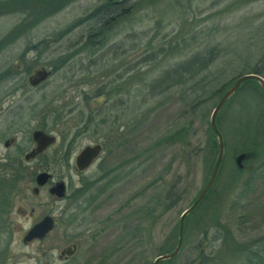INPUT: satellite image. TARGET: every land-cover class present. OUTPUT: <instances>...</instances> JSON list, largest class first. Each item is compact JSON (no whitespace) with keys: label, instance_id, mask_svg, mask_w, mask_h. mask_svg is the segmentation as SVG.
<instances>
[{"label":"rangeland","instance_id":"rangeland-1","mask_svg":"<svg viewBox=\"0 0 264 264\" xmlns=\"http://www.w3.org/2000/svg\"><path fill=\"white\" fill-rule=\"evenodd\" d=\"M104 1L75 0L41 21L0 54V72L19 67L18 55L25 47L44 39L49 47L40 49V55L39 51H33L27 56V63L37 61L33 69L43 66L52 70L60 57L74 54L42 87L30 93V125L36 129L45 122V126L51 128L57 113H61L58 122L62 121L63 125L53 132L60 136L64 126L69 128L65 136L68 140L91 113L95 120L76 143L71 153L74 156L83 145L93 142L97 136H105L114 119L119 125H125L127 135L125 153L118 156L117 162L128 159V166L119 168L111 192L106 191L110 179L104 180L103 172L97 173L95 169L86 174L84 180L92 182L85 195L87 201L80 207L66 210L74 218L68 234L82 235L77 258L71 264H94L97 257L99 264L110 258H113L111 264H152L167 234L176 227L180 214L202 190L212 171L210 163L214 158L208 159L207 152L212 140L209 121L223 93L209 100L206 98L214 90L232 84L234 78L241 75L243 63L252 69L264 61V0H131L124 5L125 9L135 7L130 18L116 24L105 46L93 55L82 49L90 28L86 23L58 42H52L55 35ZM21 19L20 14L0 17V39ZM187 43L190 45L186 48ZM177 44L179 51H171L170 47ZM227 45L235 47L238 53L231 54L228 61L222 57L206 71L221 77L202 96L196 116L190 111L191 93L187 92L184 98L179 96L189 84L161 95H155L151 87H147L167 70L190 59L195 52H205L212 47L224 49ZM159 48L168 52L158 54ZM262 65L264 71V62ZM25 68L26 64L23 73L19 72L22 79L26 76ZM135 76L137 80H132ZM106 83L112 84L116 95L109 99L106 87L100 97L85 100V96L90 97L94 89H102ZM246 89L237 91L220 112L219 131L225 145L219 176L213 186L214 195L204 210L191 218V223L200 217L203 222L189 227L181 254L170 264L191 263L198 254L195 248L205 240L208 241L205 256L214 251L211 257H216L209 264H242L224 253L222 242L213 240L214 231H209L207 239L204 238L203 229L210 227L209 208L220 215L221 222L231 229L238 242L264 237V157L247 159L241 173H237L235 164L236 150L254 146V150H263L264 100ZM102 119L105 122L102 123ZM189 123L191 127L183 138L173 143L161 142L166 135L186 128ZM57 150L63 153L61 139L48 156L58 154ZM113 164H104L103 171ZM50 169L56 177H64L66 183L72 181L73 189L79 185V180L72 175L70 178L66 169L53 166ZM169 193L173 199L175 196L180 199L174 208L164 211L167 206L164 198ZM39 201H50L45 191L38 199H33L34 203ZM63 208V204H57L55 208L49 205L48 209H39L38 215L52 212L55 216L58 225L53 237L43 244L26 247L22 245L21 236H13L10 252L13 256L8 258L7 254L4 264L47 261L50 254L46 244L61 245L56 238L64 233L61 227L67 218L63 214L60 216ZM145 209L156 211L150 217ZM75 213H79L77 217H73ZM29 222L23 227H28ZM93 232L98 233V241L91 239ZM122 237L129 244L124 249L116 247L122 243ZM8 240L9 236L0 235L2 254L7 250Z\"/></svg>","mask_w":264,"mask_h":264},{"label":"flooded vegetation","instance_id":"flooded-vegetation-1","mask_svg":"<svg viewBox=\"0 0 264 264\" xmlns=\"http://www.w3.org/2000/svg\"><path fill=\"white\" fill-rule=\"evenodd\" d=\"M31 54L32 52H28L25 55L24 61L18 60L20 63L19 67H12V69L8 68L0 72V76L2 75L0 78V235L9 236L8 243L6 244L7 250L4 251L5 254L0 252V264L5 263L4 259L7 254L9 255L8 258L13 256H10L13 236H21L22 245L26 247H31L34 244H43L51 240L54 232L57 230L56 226L58 225L55 216L51 214L52 212L38 215L39 213H37V211L42 209V207L48 209L49 205L51 208H55L57 204L64 205L60 216L63 214V216L65 215L67 218L64 220V224L61 227L64 232L63 236L61 238H56L58 242H61V245L56 246L53 243L46 244L47 253L50 254L49 259L40 264H57L56 262H58V264H71L77 258L82 235L78 234L72 236L68 234L72 225L71 221L74 218L68 215L67 211L71 209V207L76 208L78 205L80 207L87 201L86 199L88 197L85 198V195L88 190L85 184H91L92 182H87L84 179L86 174L92 170L96 169L97 173L103 172L104 180L107 179V181H109L108 179H110L106 191L108 189L111 192L116 184V182H114V177L118 174L119 168L123 169V167L128 166V159L126 161V159L122 158L120 163L117 162L118 156L125 153L127 135L125 132V125H119V123L113 119L110 131H108L105 136H97L93 142L83 145L73 156L71 153L76 143L83 138V134L86 133L91 126L89 127L83 122L82 125L76 127L74 135L68 140L65 136L67 135L66 130L69 128L64 126L63 133L58 130L60 131V136L53 132L57 126L62 127L63 125V122H58L56 118L51 128L46 127V123L43 122L42 126L34 129L33 126L30 125L32 108V94L30 93L42 87L52 76L53 72L50 70L51 75L45 82L35 87L31 86L28 83V79L37 70L33 69V62L27 63L26 61L27 56ZM25 64L26 68L24 75L26 76L22 79L20 76L23 75H20L19 72L23 73ZM27 67L30 68L29 71ZM35 131H41L54 137L55 142L33 158H29V155L36 148V143L33 141V134ZM96 135L97 133L95 132L94 136ZM58 139H61V143L64 145V150H62L63 153L57 150L58 154L55 152L50 158L48 153L54 148ZM88 145H99L101 146V151L88 168L76 172L75 157ZM60 154L62 155L60 156ZM112 162L114 164L109 165V168H106L104 172V164H111ZM52 166L59 168V170L66 169L70 178L71 175L76 177L77 180H79V185L76 189L72 188V181L66 183L64 177H56L52 172L54 170L50 169ZM41 173H47L48 178L44 184L37 186L36 178ZM58 183H63L65 185V194L63 198H58L56 194L50 192ZM43 191L48 194L50 201H39L34 203L33 199H38ZM96 198L94 201H97L99 196ZM78 214L79 213H75L73 216L77 217ZM34 217H36V222H34ZM45 217H51L53 219V228L41 240L32 239L24 242V238L33 226ZM18 220L21 221L20 224ZM28 220L30 221L29 226L23 227V224ZM93 233L91 234V239L98 241V233ZM128 245L127 239L122 237V243H119L116 247L124 249ZM74 246L76 247L74 249L75 252L73 251ZM68 248L72 249V253L68 254L65 252L62 254V252ZM112 261L113 258H110V260L107 259V261H103L101 264H111ZM94 264H99L98 257L94 259Z\"/></svg>","mask_w":264,"mask_h":264},{"label":"trees","instance_id":"trees-1","mask_svg":"<svg viewBox=\"0 0 264 264\" xmlns=\"http://www.w3.org/2000/svg\"><path fill=\"white\" fill-rule=\"evenodd\" d=\"M73 1L75 0H0V17L15 15V14H20L22 16L21 21L14 28H12L3 38L0 39V54L3 51H5L10 45L16 42V40H18L19 38L29 33L31 30H33L41 21L51 17L52 15H55L57 12L68 6ZM129 1L131 0H123L122 2H120L119 0H105L103 3L96 6L89 14L77 19L71 25H69L64 30H62L58 35H55V37L52 39V42H58L73 29L86 23L90 26V28L88 31V35L86 36V41L82 45L83 46L82 49L84 48L90 55H93L94 53L97 52L98 49L103 48L105 46V41H107L110 30L116 24L120 22H124L128 18H130L131 12L134 11L135 7L125 9L124 5ZM137 5L138 4H135V6ZM35 17L37 19H34ZM193 39L196 41V37H193ZM189 45L190 44L187 43L185 47L187 48L189 47ZM147 46L149 48L150 45ZM48 47H49V42L46 39L36 44L28 45L25 47L22 53L18 55V60L24 61L25 55L28 52L39 51L38 54L40 55L41 54L40 49L45 50ZM178 47H180L179 44L170 48L171 51L174 50L177 52L179 51ZM236 51L237 49H235V47L227 45V47H225L224 49H218L217 47H212L210 49L207 48V51L205 52H201V51L195 52L190 59H187L181 62L180 64H178L176 67L167 70L157 81L149 84L147 87H151L152 93L155 92V95H161V94L169 93L171 89L174 87H185L189 84V88L183 89L182 90L183 93H181L179 96L180 98H184L182 96H185L187 92L191 93L192 103H191L190 111L192 114L196 116L198 111V106L202 104L200 103L202 96H204L206 92L208 93L210 88L215 86L214 84L215 81L218 80V77H221V76H214L210 72L206 73V71L209 70V68L212 65H214L219 59L222 60V57L226 61L230 60L229 56H231V54L235 55L236 53H238ZM166 52H168L167 49H163V48H159L157 50L158 54L160 53L165 54ZM76 53H79V51H76ZM73 55L74 54H68L66 56L60 57L57 63H55L52 66V72H56L60 68L65 66ZM154 55L155 54H153L152 56ZM263 62L264 61L259 62L252 69H249V67H246L247 66L246 63H243L242 64L243 71L240 74L243 75L245 73H254L264 78V71L262 67ZM36 64L37 61L33 63V66H35ZM27 68L29 71L30 68L29 67ZM1 77L2 75L0 76V78ZM134 78L135 79L132 80H137L136 76ZM235 79L236 78H234V80ZM111 85L112 84L110 83H106L105 86L102 85L103 86L102 89H97V90L94 89V91L91 92L90 97L89 96L84 97L85 100H88L89 98H93V97H100L102 94H104L102 90H105L107 88H109L108 95L110 99V96L116 95V92L113 90V86ZM229 85L231 84H228L227 86L224 85V88H229L230 87ZM243 88H248L246 90H250L253 94L255 93L254 95L257 94L258 96H260V98L264 100V95L261 92L260 86L257 82L252 80L246 81L241 85L238 91L243 90ZM223 89L214 90L213 93L209 95L210 97H207L206 99L209 100L215 97H219L221 93H224L223 91H225V89L224 90ZM204 103H206V101ZM220 112L218 113L216 119L217 127L219 130H220L219 127ZM57 114L58 115H56V120L58 121L61 119L62 114L61 113H57ZM94 120L95 119L93 115L89 113L88 116L86 117V125L90 127V125L93 123ZM101 122L103 123L105 122V120L102 119ZM262 122L263 121H261V123ZM191 124L189 123L186 128L183 127L179 130H176V132L169 133L163 138L161 142L173 143L178 138L180 140L181 138H183V135L187 134L188 132L187 130H189ZM241 134L243 135V133ZM211 136H212V140L211 143H209V149L207 150V152H208V159L214 158L213 161H211L210 163L212 165L210 169L212 170L218 153V145L212 130H211ZM223 143L225 145L224 138H223ZM253 148L236 150L235 153L237 152L239 154L242 152H253L256 154L257 159L259 157H264L263 150L259 151V150H254ZM247 162H248L247 160H244L243 165H245V163ZM236 171L237 173L242 172V170L239 168H236ZM219 172L217 174L215 182L219 176ZM251 180L252 179H250L249 182ZM214 184L212 185L211 189L209 190L205 198L202 200V202L198 205V207L185 219L183 243L179 254L172 260L163 261L160 264H170L173 260L178 258L179 255L181 254V251L183 250V247L185 246L184 240H185L186 231L188 232L189 227H191L192 224H196V223L200 224L203 222V219L200 216H199L200 218L197 219L194 223H191V218L194 215L195 216L198 215L199 211H203L204 206L207 205L208 202H210L211 195L212 196L214 195V189H213ZM85 186L86 189H88L90 187V183H86ZM171 194L172 193H169L164 198V202L167 203V206L166 207L164 206V211L174 208L179 202L180 196H175V198L173 199ZM209 209L210 211H207V213L210 217L209 218L210 227L208 229H203L204 231H202V233L204 234V238L207 239L208 232L212 230L215 232L213 240L215 241L219 240L222 242V248L224 249V253L226 252L225 253L226 255H230L231 259L233 257L234 260H237L238 262L240 261L242 264H264V237H259L254 240L252 238L242 243L238 242L235 239L231 229L227 227L226 224H223L221 222L220 215L217 214L215 210H212L211 208ZM155 211L156 210L154 209L144 210V212H146L147 215H149L150 217H151V213L154 214ZM178 224L179 222H177L176 227L173 228L167 234L163 245L157 251V256L169 253L174 249L178 236ZM207 247H208V241L206 240L203 241L200 246H197L194 251L198 252V254L194 258V260L189 264H195L196 262L197 264H209L210 260L216 259V257L214 258L211 257V254H213L214 251H212L209 256L208 255L205 256Z\"/></svg>","mask_w":264,"mask_h":264},{"label":"water","instance_id":"water-1","mask_svg":"<svg viewBox=\"0 0 264 264\" xmlns=\"http://www.w3.org/2000/svg\"><path fill=\"white\" fill-rule=\"evenodd\" d=\"M122 2L123 0H119ZM51 75V71L45 67H41L37 69L33 75L28 79V83L35 87L43 82H45ZM255 81L259 84L260 90L264 95V78L258 74L254 73H247L238 76L231 86L223 93L219 101L217 102L216 106L214 107L211 116H210V128L216 138L217 145H218V153L217 157L213 166V169L211 171V174L202 188V190L199 192V194L196 196L194 201L190 204L189 207H187L179 217V224H178V236H177V242L174 247V249L166 254L159 255L155 257L152 264H160L163 261L172 260L175 258L182 247L183 243V234H184V224L185 219L198 207V205L202 202V200L205 198L209 190L211 189L212 185L215 182V179L217 177V174L219 172L221 162L223 160L224 156V143L222 134L219 131L216 123L217 115L225 105V103L238 91V89L241 87V85L246 81ZM33 141L36 143L35 150L29 155V158H33L37 154L41 153L44 149H46L48 146L52 145L55 142V138L47 135L41 131H35L33 134ZM101 151V146L95 145V146H86L84 147L78 155L75 157V171L80 172L88 168L92 161L97 157V155ZM263 154H264V143H263ZM256 154L253 152H242L239 153L235 158V164L237 168L243 169V161L250 159L252 157H255ZM77 168V169H76ZM48 178L47 173H41L36 178V184L37 186H41L45 183V181ZM51 193L56 194L58 198H63L65 194V185L63 183H58L56 187H54L51 191ZM53 219L51 217H45L42 219L39 223L35 224L33 228L28 232L27 236L24 238V242L30 241L32 239H43L45 235L53 228ZM76 247H73V251ZM67 252L68 254L72 253V249L68 248L67 250L63 251L62 254ZM75 252V251H74ZM197 264V262L195 263Z\"/></svg>","mask_w":264,"mask_h":264}]
</instances>
